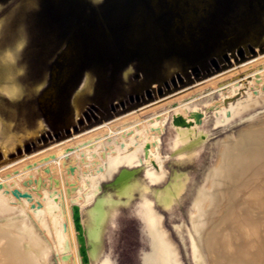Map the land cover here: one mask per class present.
Here are the masks:
<instances>
[{"label": "rangeland", "instance_id": "rangeland-1", "mask_svg": "<svg viewBox=\"0 0 264 264\" xmlns=\"http://www.w3.org/2000/svg\"><path fill=\"white\" fill-rule=\"evenodd\" d=\"M0 71V184L47 165L61 175L62 157L96 143L109 150L121 134L138 139L142 127H157L167 179L154 185H167L175 170L190 174L181 216L158 207L181 263L195 264L189 211L197 189L222 139L264 120L254 94L264 89V0H0ZM246 98L248 110L222 121L221 107ZM196 119L187 142L201 153L179 162L173 140ZM125 168L141 166L121 164L112 176L106 166L86 169L103 194ZM118 230L121 264H139L142 221L124 214Z\"/></svg>", "mask_w": 264, "mask_h": 264}, {"label": "bare ground", "instance_id": "bare-ground-1", "mask_svg": "<svg viewBox=\"0 0 264 264\" xmlns=\"http://www.w3.org/2000/svg\"><path fill=\"white\" fill-rule=\"evenodd\" d=\"M4 74L0 71V75ZM5 90L16 92V86L12 84ZM254 94H260L264 100V89ZM257 97L251 101L260 98ZM249 101L246 98L236 105L231 102L229 107H221L218 112L222 121L241 105L245 110ZM258 103L263 108L264 104ZM197 120L192 129L179 128L173 140V151L182 156L177 159L179 162L192 160L201 153L200 146L195 149L187 142ZM253 120L256 119H250L240 137L222 139L223 147H217L218 157L206 181L203 178L197 189L189 211L195 264H264V120ZM142 129L144 133L138 139L119 135L109 150L96 143L62 157L58 160L61 175L47 165L0 184V264H121L116 243L124 214L137 216L143 223L144 245L139 264H182L158 205L168 210L171 217L181 216V204L190 192V174L181 175L175 170L167 185L155 186L167 179L156 151L159 130L152 126ZM2 143L8 151L7 140ZM182 147L188 148L186 153ZM124 163L141 168L123 169L112 185L113 191L100 194L102 185L94 178L95 173L88 174L90 170L86 168L100 172L106 166L112 176ZM177 228L183 235L181 225ZM184 230L189 232L188 228Z\"/></svg>", "mask_w": 264, "mask_h": 264}]
</instances>
